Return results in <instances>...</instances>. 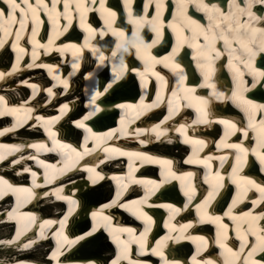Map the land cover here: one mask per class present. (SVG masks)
<instances>
[{
	"label": "bare ground",
	"instance_id": "obj_1",
	"mask_svg": "<svg viewBox=\"0 0 264 264\" xmlns=\"http://www.w3.org/2000/svg\"><path fill=\"white\" fill-rule=\"evenodd\" d=\"M98 1L79 0L78 8L77 0H56L52 11L53 0H44L45 7L29 0L37 9L34 17L24 0H17V9L0 0V12L5 13L0 18V37L13 52L5 55L9 48L1 51L0 44V227H6L0 233V264H104V252H88L103 234L109 235L115 248L109 264H244L245 259L264 264V252L248 255L264 235V193L259 191L264 178L249 173L257 165L264 174L260 159L264 154L260 131L264 79L254 80L241 47L245 42L255 50L264 41L260 32L250 31L253 26L264 29V3L203 0L209 8L219 9L206 13L197 7L198 0H185L183 10L180 0H159V8L158 0H144L142 7V0H121L124 5L119 9ZM9 12L14 19H8ZM19 13L25 17L23 28ZM92 13L101 22L89 16ZM192 20L199 28L184 37L174 52L184 51L190 61L178 64L167 47L165 53L160 47L163 40H171L169 33L186 36ZM227 21L233 31L227 30ZM96 36H106L109 42L114 37L117 45L108 53ZM205 52L212 68L206 80ZM262 54L257 51L252 62L260 72H264ZM223 68L231 76L217 88L213 75ZM128 72L140 83V94L132 93L136 89ZM177 75L188 76V81L172 91L164 90L169 78ZM229 81L234 93L257 107L248 108L234 95L230 97ZM254 89L258 99L251 94ZM154 92H162V97L153 99ZM214 100L223 106L231 103L241 115L216 117ZM166 108L167 115L153 126L155 111ZM203 112L207 115L202 116ZM215 123L222 126L216 143L212 132L217 135L220 130ZM251 137H255L253 145ZM231 145H239L246 155ZM45 154H54L58 160L49 161ZM199 167L204 168L202 173ZM108 181L114 186L113 195ZM229 183L235 196L222 213H215L213 209L230 190ZM176 184L180 194L175 196ZM103 187L106 199L89 197ZM203 196L205 204L200 200ZM41 207L48 210L42 212ZM89 223L93 229L85 228ZM205 223L214 225V234L206 235L201 228ZM159 226L164 235H158ZM44 245L45 256L32 255ZM174 247L181 251H173V259L166 260L165 251ZM161 256L159 263L156 259Z\"/></svg>",
	"mask_w": 264,
	"mask_h": 264
},
{
	"label": "snow or ice",
	"instance_id": "obj_2",
	"mask_svg": "<svg viewBox=\"0 0 264 264\" xmlns=\"http://www.w3.org/2000/svg\"><path fill=\"white\" fill-rule=\"evenodd\" d=\"M5 2L8 4V6L10 8L17 9V8L20 7V5L18 4L17 0H5ZM256 2L264 3V0H256ZM24 3H25V5L28 6V8L31 9V11L33 12V15L35 17L37 9L33 8L32 5L29 4V0H24ZM37 3L40 5V7H45L44 0H37ZM102 4H103V0H101V5ZM184 4H185V0H180L179 7L181 8V10H183ZM160 6H161V4L159 3V0H158L157 7L159 8ZM67 7H68V4L65 3V8H67ZM77 7L78 8L80 7L79 0H77ZM197 7L203 9L206 13L219 12V9H215L214 10V9L209 8L207 5H205L203 3V0H198ZM248 8L249 9L251 8V3L248 4ZM55 9H56V0H53L52 11H55ZM84 11H87V8H85ZM240 12L243 13L244 9H240ZM109 15L110 16H114V13H109ZM248 15L252 16V13L250 11H248ZM4 16H5V13L4 12H0V18H3ZM7 17L10 20L14 19L11 12L7 13ZM209 18L210 19H215V17H213V16H210ZM19 22H20L21 27L23 28L25 26V17H24L23 14L19 17ZM227 23H228L227 30L228 31H233V29L231 27V22L227 21ZM189 24L195 25V27L199 28V25H197L194 20L189 21ZM241 27H243V25H241ZM87 30L91 31V29H87ZM153 30L157 31V33L159 34L158 28H154ZM250 31L253 32V33L260 32L262 35H264V29H257L254 26L250 29ZM17 34H19V32ZM117 35L121 36V35H123V33H117ZM221 38L224 39L226 44L229 43V40H228L227 37H221ZM209 39L210 38H209L208 33L205 32V35H204L205 42L208 43ZM211 39L215 40L216 37L213 35L211 37ZM137 40H138V38H137ZM142 43H143L142 41H139V44H142ZM133 44H134V46H137V51H139V45L137 44V41H133ZM72 47H75V46L73 45ZM118 47H119V45H118ZM144 47L147 48V47H150V45H144ZM241 47L244 49V51H245V53H246V55L248 57V59L245 60L244 62L249 67L250 72L253 75L254 80H256L257 78L264 79V72L257 71L256 68L252 66V62H253V60L256 57L257 51H264V41L260 42V44L258 45V47L255 50L252 47H249L248 43H245V42H241ZM124 50L126 51L127 49H124ZM174 51H175V49H174ZM217 55H219V53H217ZM202 56H203L204 60L207 61V63L202 66L206 70V78H207V74H210L211 71H212L211 63H210L211 57L207 54V52L202 53ZM100 59L103 60V56H101ZM74 67H75V65H74ZM172 67L175 68V69H178V65L173 64ZM121 70H123V66L122 65H121ZM233 95H234V97H236V99L241 100L242 103L244 105H246L248 108L254 109V108L257 107L256 105L251 104L250 101L243 99L242 96H239L236 93H234ZM2 99L3 98L0 97V100H2ZM201 103H203V101ZM206 115H207L206 112L202 113V116H206ZM221 122L225 123L229 127H232V128L235 127L234 125L229 124L228 121H221ZM78 126H83V125H78ZM260 131H261L262 139H264V121H261V130ZM64 147H67V146L65 145ZM231 147H235L238 150V152L244 153L246 155V150L241 148L239 145H231ZM237 159L239 161L242 158L238 156ZM260 159H261V162L264 163V154H261ZM25 171H27V169H25ZM0 183H2V181H0ZM249 183H250V181H249ZM259 191L261 193H264V187H260ZM210 195H211V193H210ZM140 215L143 216V218H144V220L146 222H150L149 217H147V215H145L143 212H141ZM216 219L218 220V218H216ZM128 231H131V229H128ZM141 235H143V234H141ZM259 239H260L259 245L258 246H253L252 250L248 253L249 257L253 256L257 251L264 252V235H262ZM25 246H27V245H25ZM221 247H223V245H221ZM244 264H257V262L254 261V260L250 261L248 259H245L244 260Z\"/></svg>",
	"mask_w": 264,
	"mask_h": 264
},
{
	"label": "rangeland",
	"instance_id": "obj_3",
	"mask_svg": "<svg viewBox=\"0 0 264 264\" xmlns=\"http://www.w3.org/2000/svg\"><path fill=\"white\" fill-rule=\"evenodd\" d=\"M77 92L79 93V90H77ZM102 186H104V185H102ZM107 188L106 187H103L102 189H98L97 191H95V192H93V193H91V195L89 196V197H92V196H95V195H103V193L105 192V190H106ZM107 193V192H106ZM104 196V195H103ZM102 196V198H105L107 195H105L104 197ZM102 198H100V200L102 199ZM42 209V208H41ZM56 209H60L59 207H56ZM45 210H48V207H44L41 211L42 212H44ZM6 227H0V233L2 232V231H4V230H6L5 229ZM11 229V228H10ZM8 230H9V228H8ZM108 237H109V235H108ZM101 238V239H100ZM98 239H100L98 242H96L95 244H94V246L91 248V249H89V251L88 252H104L103 253V255L102 256H107L108 255V249L110 248V245L109 244H107L106 242H105V238L104 237H99V238H97V239H95V240H98ZM109 241H110V239H109ZM117 241V240H116ZM112 243V242H111ZM119 243V242H118ZM44 247L45 246H41V248H36V251L35 252H33L32 253V255L33 256H36L37 255V257H39V255L40 254H44L45 252H42V249H44ZM114 250H115V248H114ZM42 252V253H41ZM36 253V254H35ZM0 254H1V252H0ZM93 255H96V254H93Z\"/></svg>",
	"mask_w": 264,
	"mask_h": 264
}]
</instances>
